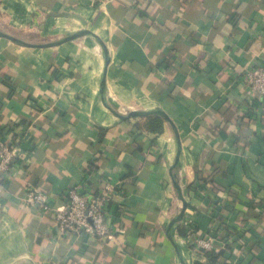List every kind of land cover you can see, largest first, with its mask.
<instances>
[{
	"label": "crops",
	"instance_id": "obj_1",
	"mask_svg": "<svg viewBox=\"0 0 264 264\" xmlns=\"http://www.w3.org/2000/svg\"><path fill=\"white\" fill-rule=\"evenodd\" d=\"M249 64L264 0H0V140L19 150L0 264H208L182 221L220 229L216 264H264V101L233 77ZM108 179L113 238L60 232L66 190ZM33 186L53 209L24 203Z\"/></svg>",
	"mask_w": 264,
	"mask_h": 264
},
{
	"label": "built area",
	"instance_id": "obj_2",
	"mask_svg": "<svg viewBox=\"0 0 264 264\" xmlns=\"http://www.w3.org/2000/svg\"><path fill=\"white\" fill-rule=\"evenodd\" d=\"M135 7L153 4L155 0H130ZM251 98L264 101V66L249 64L233 76ZM18 142L13 139L0 140V188L19 157ZM116 184L111 180L101 181L98 193L91 188L75 184L66 190V203L52 211V218L62 233L85 232L100 238L112 239L113 229L107 215L112 204ZM24 203L36 209L50 210V195L40 187H29ZM218 238L214 234L195 235L191 241L195 249L204 254L216 249Z\"/></svg>",
	"mask_w": 264,
	"mask_h": 264
},
{
	"label": "trees",
	"instance_id": "obj_3",
	"mask_svg": "<svg viewBox=\"0 0 264 264\" xmlns=\"http://www.w3.org/2000/svg\"><path fill=\"white\" fill-rule=\"evenodd\" d=\"M159 125V121L155 120L154 123V128L158 127ZM96 193H98V190L96 191ZM178 232L183 235V236H188L191 239H194L195 235H196V228L193 226V223L190 224V222L185 221V222H181L178 226H177ZM216 237H219L220 235V229L216 232L213 233ZM221 236L223 237L224 235L221 234ZM192 247H194V244L192 243ZM204 255L209 259V263L208 264H216L218 262V252L216 249H212V250H207L204 252Z\"/></svg>",
	"mask_w": 264,
	"mask_h": 264
},
{
	"label": "water",
	"instance_id": "obj_4",
	"mask_svg": "<svg viewBox=\"0 0 264 264\" xmlns=\"http://www.w3.org/2000/svg\"><path fill=\"white\" fill-rule=\"evenodd\" d=\"M134 114H136V112H132V113H131V115H134ZM177 161H178V159L176 160V163H177ZM186 206H187V203L184 202V210H185ZM184 210H183V212L181 213V215L179 216V218H182V217H183ZM179 218H178V219H179ZM26 264H34V263H33V262H30V263H26Z\"/></svg>",
	"mask_w": 264,
	"mask_h": 264
}]
</instances>
